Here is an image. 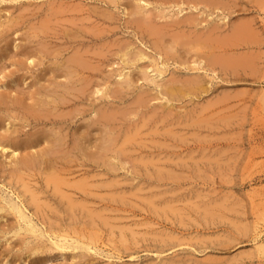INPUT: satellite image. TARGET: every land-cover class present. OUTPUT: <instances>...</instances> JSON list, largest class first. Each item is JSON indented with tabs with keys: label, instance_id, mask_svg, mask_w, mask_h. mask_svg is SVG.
<instances>
[{
	"label": "bare ground",
	"instance_id": "obj_1",
	"mask_svg": "<svg viewBox=\"0 0 264 264\" xmlns=\"http://www.w3.org/2000/svg\"><path fill=\"white\" fill-rule=\"evenodd\" d=\"M3 2L9 11L5 16L0 12V63L5 59L14 67L10 69L9 80L1 82L8 86L0 90V111L6 110L8 116L0 114V156L6 154L5 158H10L7 163L12 170L8 178L20 184L22 193L13 189L18 202L5 200L0 193V211H3L0 219L9 214L16 217L12 228L18 225V229L13 234L20 238L15 244L22 247L29 239L25 257L29 262L32 254L57 250L61 255L72 256L68 264H93L85 252L103 253L101 244L106 243L103 227L111 234L120 230L117 242L114 234L108 238L116 243L108 256L122 258L124 250H132L147 239V234L140 232V238L132 227L116 224L126 219L120 216L121 212L136 207L133 206L135 194L118 191L123 183L117 175L122 170L131 171L127 163L132 162L133 168L141 165L132 169L135 173L143 168L158 181L172 178L178 182L179 173L169 166L170 160L159 157L162 151L157 158L154 154H143V147L148 142L158 149L183 143L187 136L181 128L194 131L197 140L208 146L212 138L209 132L234 125L235 114L219 112L230 99L246 95L245 89H217V73L233 76L236 81H246L248 76L257 74L261 62L256 63L258 58L253 52L261 46V32L247 15L232 18L240 0H0ZM3 8L0 6V11ZM120 11L124 12V18ZM119 32L128 35L123 37ZM60 36L66 44H56L54 39ZM69 49L72 52L65 55ZM128 96L132 98L125 103ZM194 100L203 102L195 105L200 106L197 115L189 112L191 115L175 117L185 105L179 103ZM173 110L177 111L173 113ZM207 110L213 113L206 114ZM6 123L8 126L3 127ZM73 124L76 127L70 132ZM195 158L197 166H191L190 171L199 175ZM202 159L205 157L199 160ZM186 160L183 159L185 164ZM180 161L175 165L181 166ZM5 167V161L0 159V170ZM92 170L97 173L91 174ZM97 176H107L110 181L97 182ZM98 189L109 192L100 193ZM140 199L157 216L156 225L168 226L169 220L171 223L166 235L161 230L162 234L155 232L153 236L159 239L156 240L160 247L159 264H220L211 256L183 258L175 251L171 254L164 251L187 243L174 234L188 227L183 220L188 213L185 208L199 213L202 222L214 224L221 212L231 210L225 201L220 199L218 203L209 198L201 209L196 205L198 202H193L195 206L182 207L181 198L175 196L152 195ZM34 213L42 216L46 228L34 220ZM170 216L177 217L180 223ZM199 217L196 224L201 225ZM46 236L50 244L45 242ZM203 238H196V243L207 245L208 240ZM215 243V248L231 244ZM255 244L256 253L240 252L239 256L227 258V264H245L255 254L264 256V241Z\"/></svg>",
	"mask_w": 264,
	"mask_h": 264
},
{
	"label": "rangeland",
	"instance_id": "obj_2",
	"mask_svg": "<svg viewBox=\"0 0 264 264\" xmlns=\"http://www.w3.org/2000/svg\"><path fill=\"white\" fill-rule=\"evenodd\" d=\"M76 1H78V0H76ZM240 1L241 2L238 6L239 8L237 9L236 13L233 12L231 14L232 18L236 19L237 18L236 15H241V17H244V15L246 17V15H247L246 18H253V20L255 22V26L259 29V31L263 35L260 33V38H259V39H261L260 41H261L262 47L261 46L257 47V49L256 48L254 49V52L252 51L253 53H255L254 55L258 58L256 63L258 64L261 62L260 65L258 64L260 66L259 68H261V69H259L257 74L251 75V77L248 76V79H246V81H236V80H234L233 76H228V75L222 74L220 72L217 73V74H219V75H217L218 78L216 79L217 84H215V87L217 89H219V90L224 89V88L239 89V87H240L239 90L245 89L246 95H244L243 97L238 98V99H234V98L230 99L226 103L227 106H225L224 109L221 111L223 113L221 114V112H219L220 115H223V114L227 115L229 112L230 113L232 112L233 114H235V116L237 118L234 122H232V123H234V125L231 124L230 126L226 127L225 129H222V130L220 129L219 131L215 130V131L209 132L210 134H213V135L209 134V136L212 138H210L209 142H207L208 146L206 143H203V145H202L197 140V138L194 134V131L187 130V128H181L180 129V130H184V132L186 133L184 136H187V138L184 139L185 142H183V143H178V144L175 143V145H171V147H168V148L164 147L162 149H158V147H155L154 144H152V142H148V146L143 147V152L145 151V153H143V154H147V155L154 154V156L158 158V153L160 151H162V153L159 154V157H161L162 160H166V161H167V159L170 160V161H167V162H169V166L172 168H175L176 172L179 173V176H180L179 181H178L179 183L177 181L173 180L172 178L170 180H169V178H167V179L164 178L162 181H158L155 177L151 178L149 176L150 174H148V172L146 173L143 168L140 169V171L135 173L132 171V169L133 170L138 169L141 167V165L138 164L135 166V168H133L134 164L132 162L131 163L128 162L127 168L128 169L132 168L131 171L122 170V171H120L119 175H117V178L120 177L121 182L123 183L118 191L122 192V193H126V194L128 193L129 195L135 194L136 195V199H135L136 204L133 206H136V207L131 208L130 212H126V213L121 212L120 216H124V217H126V219L121 223L116 222V224L122 225L124 223V225H127L128 227H132L140 238H141V233H144V235L147 234V239L144 241L141 240L139 244L134 245L132 250H124L123 254H122V258H119L117 256L109 257L108 255L111 252H113V250H112L113 244H116V243L109 241L108 238H112V234H114L115 235L114 238H116V240L114 242H117L118 239L120 238V233H119L120 230L115 231L116 234L114 232L111 234V232L109 231L108 228L105 229V227H103L104 228L103 229L104 238L106 239V243L104 245L101 244V247L103 249V253H99L96 255V253L93 251L92 252H85L87 254V256H89V259L91 261H93V264H102L103 262H104L103 264H150V263L159 264L160 263L161 259L157 256V252H158V250H160L159 249L160 247L156 241V240L159 241V239H156V237H153V236H155L156 234H158V235L162 234L161 230L164 231L163 235H166V230L170 229V227H168V226L169 225L171 226V223L169 222L170 221L169 220V221H167L168 226H166V225L162 226L160 224L156 225V221L158 220V218H155L156 215L153 214L152 212H150L145 205L146 203L142 202L140 199L141 197H147V196H152V195H163V196H167L168 198L175 196L178 199L181 198L180 199L181 202L179 205L182 206V204H183L182 207H184V206H195V203H193V202H196V203L198 202V204H196V205H200L201 209H203V206L205 205L206 202L208 203L207 200H209V198H210L209 201L218 202V203H219L218 200L221 199L223 202L225 201L224 202L225 205H227L229 208H231L230 211L226 210V211L221 212L220 218L222 220L220 218H218V220L216 219L215 222H213L214 224H212L211 221H209L207 223L202 222L200 217H199V213L197 214L196 212H193V211L191 212V209L189 207L185 208L186 210H188V213H186L188 216L185 214V216H183V220L186 223V226H188V227L184 226V228H182V231H177L174 234L175 235L177 234L181 238H184V241L186 240L185 242H187V243H182L181 245L180 244L175 245L173 247L174 250H173V248H166V250L164 251V254H171L172 251H175L174 253H176L177 256L180 255V257L184 258L185 256L192 255V256L197 257V258L199 257V259L211 256V257L218 259L220 264H222V263L227 264V260H226L227 258L234 257L235 255L239 256L240 252L242 253L244 251L245 253L249 252L251 254V253H253V251H255V253H256V249H255L256 244L255 243L259 244L260 242L264 241V219H263L264 218V212H263L264 211V101H263L264 98L261 100V98L264 97V91L262 90V89H264V54L262 53V52H264V37H263L264 36V0H240ZM242 3H244V4H242ZM4 4H5V2L0 3V6L4 7L2 9V11H0V12H2L3 15L4 14L6 15V14H8L9 10H8V8L6 9ZM16 12H18V10H16ZM123 13H124L123 11H120V14L124 18L125 14H123ZM118 35H123V37H127L126 35H128V34L119 32ZM59 38H61V39H59ZM59 38L54 39L57 45L66 44L65 39L62 36H60ZM71 52H72V49H69L68 51H65V55H68ZM13 67H14L13 64L9 63V61L5 60V59H4L3 63H0V79H1L0 80V90L1 89L3 91L6 90L8 85H4V83L1 84V82L2 81L5 82V81H7V79L9 80L8 77H9L10 69H12ZM2 69H4V70H2ZM4 74L7 76H5ZM226 76H228V77H226ZM260 77H262V78H260ZM226 78L229 81L226 80ZM259 79H261V80L259 81ZM249 80H251V81H249ZM233 81H234V83H232ZM253 81L254 82L256 81V82L254 83ZM12 85H13V83H12ZM236 87H238V88H236ZM256 88H258L260 90H258ZM247 90H249V91H247ZM131 98H132L131 96L130 97L128 96L126 98L125 103L129 102L131 100ZM155 101H156V103L157 102L159 103L158 100H155ZM155 101L153 102V104L155 103ZM178 103L179 102H177L176 105ZM196 103L202 105L203 102H200L198 100H194V101H187L184 103H182V102L179 103V104H185V105H184L183 109L180 108L178 110L181 114L179 113L178 114L179 116H175V117L177 118V117H180L181 115L185 116L186 114L191 115V113L194 114V116H195V114L197 115V113L200 110V106H199V108H196L195 107ZM124 105H126V104H124ZM188 105H189V107L186 108ZM193 106L195 108L194 109L195 113L193 112L194 110H192ZM183 110H184V112H185V110H186V112L188 111V113L185 112V114H184ZM175 111H177V110H173L172 112L175 113ZM6 112H7L6 110L0 111V114H3V116H8V114L6 115ZM189 112H191V113H189ZM92 113H94V112H92ZM205 113L209 114V113H213V112H211L210 110H207V112H205ZM239 115H241V117ZM87 116H90V114ZM8 121H9V119H8ZM236 121H238L237 124H236ZM78 122H80V121H78ZM6 126H8L7 123L3 127H6ZM75 127H76L75 124H73L70 132H72L75 129ZM28 128H30V127H28ZM188 131L190 132V134L193 132V135L192 136L190 134L187 135V133H189ZM204 133H206V132H204ZM220 135L221 136L223 135V137H220ZM161 139H164L163 136L161 137ZM187 139H188V141H187ZM168 142H169V140H168ZM210 142L212 144H210ZM171 143H172V141H170V144ZM200 147L202 149H204L203 154H201L202 149ZM194 149H198V150H196L195 152H192V150L194 151ZM174 152H175V154H172ZM221 152H223V153H221ZM2 153L3 152H1V154ZM5 153H7V152H5ZM5 155L0 156V157H2L0 159L4 160L6 163L5 170H3V169L0 170V193L1 194L3 193L2 196L4 199L7 198L5 200L15 201V199H16V201L18 202L19 198L16 196V194H13L14 193L13 189H17V191H20V193H22V187H20L19 183L17 184L16 182H10L11 177L8 178L9 176H11V174H10L11 171H9V170H12L10 168L11 165H8V163H9L8 160L10 158L9 157L5 158ZM137 155H138V153L135 154V156H137ZM186 155L189 157L188 160H186L187 159ZM183 156H185V157L183 158ZM196 156H197L198 169L201 172L203 171L202 173L199 172V175L198 174L195 175L190 171L191 166H197L196 161H195ZM202 156L205 157V159L199 160V159H201ZM198 157H199V159H198ZM177 158H179V159H177ZM228 158H231V159H228ZM183 159L186 160L187 164H185V161H183ZM227 159H228V161H227ZM171 160H173V161H171ZM177 160H179V161L181 160L179 162L180 164H182L181 166L175 165V162ZM223 161H227L226 164L229 167L226 166V164ZM170 163L173 165H171ZM183 166H185V167H183ZM201 166H202V168H201ZM89 167H91V166H89ZM221 167H223V169ZM178 170H181L182 172L185 171L188 173L187 174L182 173L181 171H178ZM1 171H3V172H1ZM223 171H225V172H223ZM92 173L93 174L97 173V171L92 170L91 174ZM122 173H123V175H122ZM128 173H130V174H128ZM220 173H223V176H221L222 174H220ZM144 174H146V175H144ZM196 176H198V178ZM224 176H225V178H224ZM105 177H107V176H104V177L103 176H97V179L95 181H97V182L105 181V180L110 181V178H105ZM189 178H191V179H189ZM228 179L230 182H228ZM125 180L126 181L131 180L130 181L131 183L130 182L125 183ZM168 183L170 185H168ZM153 185L156 187H153ZM179 186H180V188H179ZM136 187H138L139 189ZM176 188L179 190H177ZM142 189H144V190H142ZM149 189H150V191H149ZM180 189H182V190H180ZM168 190L171 192L169 193ZM11 191H12V193H11ZM97 191H99L100 193L109 192V190H107V189H98ZM162 193H164V194H162ZM251 197H253V199ZM12 198H14V199H12ZM192 198L194 200H192ZM212 198H213V200H212ZM222 198H225L226 200L222 199ZM188 200H189V202L191 201L190 203H192V204H190L188 202ZM200 200L202 202H200ZM221 200H220V202H221ZM259 200H262V201L260 202ZM185 202H186V204H185ZM234 203H235V205H234ZM239 203L241 205H239ZM237 204H238V206H241V207H238ZM30 210H31V213H33L34 209L30 207ZM1 212H3V211H0V214H1ZM226 212H228V213H226ZM192 214H193L194 218H192L193 217ZM223 214L227 217L226 220H225V218H223V217H225ZM135 216L136 217L139 216V217L136 218ZM32 217H34L35 221L40 222L42 224V227L46 228V225H45V222L43 221L42 216L36 215L34 213V215ZM127 217H129V218H127ZM170 217L172 219H176V222L179 221V223H180V220L177 217H172V216H170ZM198 217L202 223L201 225L196 224ZM136 219H137V221H136ZM233 220H235V221H233ZM238 220L240 222H238ZM232 221L236 222V225ZM13 222L14 223L17 222L16 217L13 216V214L6 215V217H4L3 219H0V264H7V263L8 264H58L59 262H63L64 264L65 263L68 264L69 262L72 261V256L69 253H67L65 255H61V252H58L57 250L49 251V252L43 253V254L42 253L32 254L31 258H30L31 259L30 262L27 261L25 257L27 254L26 248H27V245H28L27 243L29 242V239H27L26 243L23 244L22 247L19 244H17V245L15 244V240H17V238H20V236L19 237L17 235L14 236L13 233L15 232L16 229H18V225H15L14 228H12ZM143 224H144V226H143ZM136 226H140V227H136ZM244 226L245 227L247 226V227L245 228ZM156 228H157V230H156ZM239 228H241V229H239ZM242 229L245 231H243ZM252 229H253V231H252ZM184 230H186V231L184 232ZM155 232H156V234H155ZM185 233H186V235H185ZM257 233H260L261 235L258 239L255 240ZM129 234H130V232H129ZM202 236L205 237V240H208L209 243L207 245L205 243L204 244H202V243L197 244L196 243V242H198L196 238L204 239ZM207 236L208 237L211 236V237L208 238ZM7 238H10V239L7 240ZM114 238H113V240H114ZM232 239H234V240H232ZM44 240H45V242H47V244H50V239L48 238V236H46L44 238ZM219 241H222L224 243L231 242V244H229V246H225L224 248H215V246H216L215 242H219ZM110 242H111V244H110ZM106 244H107V246H106ZM109 250H110V253L108 252ZM18 251H19V253H18ZM74 252H76V251H74ZM79 252L81 253V251H78V253ZM70 253H72V252H70ZM77 256H79V255H77ZM4 257H5V259H3ZM115 257H117V258H115ZM77 260H78V258H77ZM6 261H8V262H6ZM77 264H80V263L78 262ZM241 264H242V262H241ZM245 264H264V256L261 255V256L257 257V254H255V256L250 257V259L247 258V261Z\"/></svg>",
	"mask_w": 264,
	"mask_h": 264
}]
</instances>
